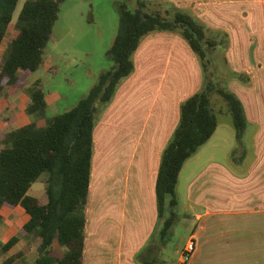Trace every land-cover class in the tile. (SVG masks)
<instances>
[{
  "label": "crops",
  "instance_id": "0c3cea01",
  "mask_svg": "<svg viewBox=\"0 0 264 264\" xmlns=\"http://www.w3.org/2000/svg\"><path fill=\"white\" fill-rule=\"evenodd\" d=\"M168 1L191 7L212 27L228 31L229 65L250 80L247 84L230 82V90L243 104L244 131L250 130L248 150L238 140L239 153L227 152L226 161L200 159L202 145L179 172L177 184L186 163L194 161L185 176L182 205L191 211L188 215L194 225L187 239L195 238L196 249L186 264H264V0ZM220 2L232 5L233 14L240 18L246 50L238 51L234 44V24L216 22L219 8L216 12L211 8ZM133 61L134 71L122 81L93 129L82 264H137L134 256L147 243L157 222L155 183L162 150L178 123L180 103L201 85L196 55L174 32L147 34ZM18 74L22 80L14 91L0 90V124L5 111L11 109V97L29 72L20 70ZM27 99L22 112L4 117L10 124L20 123L1 131L0 147L7 131L33 120L26 112L29 95ZM45 99L48 106L47 93ZM218 127L219 122L215 131ZM37 198L45 203V190ZM28 219L20 205L0 208V255H4L0 264H33L40 239L34 232L22 231ZM12 236H17V241L4 250L2 245ZM181 249H177L175 260L164 255L165 262H177Z\"/></svg>",
  "mask_w": 264,
  "mask_h": 264
},
{
  "label": "trees",
  "instance_id": "16d2710c",
  "mask_svg": "<svg viewBox=\"0 0 264 264\" xmlns=\"http://www.w3.org/2000/svg\"><path fill=\"white\" fill-rule=\"evenodd\" d=\"M18 1L0 0V46ZM63 1L24 0L15 22L16 34L1 55L0 90L14 91L22 80L20 70L31 73L40 67ZM136 4L134 8L125 2L119 4L117 32L106 51L113 64L99 73L85 96L51 116L44 126L32 120L4 135L0 147V208L20 205L29 215L21 229L34 232L40 239L33 264H82L93 129L117 88L134 71V52L147 34L170 31L181 36L198 59L202 80L200 88L180 103L178 123L162 150L155 183L157 222L147 243L134 256L137 264H167L163 249L172 226L181 217L175 191L178 175L185 160L217 127L215 94L225 103L219 112L231 116L236 136L239 141L242 138L246 127L243 104L226 84L230 80L247 84L250 80L229 66L228 33L209 26L188 7L160 0H136ZM29 97L26 112L45 114V92L38 83ZM43 173L45 203L28 193ZM17 239L12 236L2 248L8 249Z\"/></svg>",
  "mask_w": 264,
  "mask_h": 264
},
{
  "label": "rangeland",
  "instance_id": "374dc122",
  "mask_svg": "<svg viewBox=\"0 0 264 264\" xmlns=\"http://www.w3.org/2000/svg\"><path fill=\"white\" fill-rule=\"evenodd\" d=\"M160 1L174 3L168 0ZM23 2L24 0H19L13 12L12 22L9 24L0 47V60L6 42L15 35V22L17 21V16ZM123 2L127 3L130 8H134L137 5L136 0H64L60 3L59 16L54 24L51 38L46 46L43 55V63L36 71L29 73V75L24 74L23 85L10 99L9 105L11 109H7L3 114V122L0 124V133L2 130L4 131L6 126L9 128L20 123L10 124L4 117L7 115L15 116L19 111H23V108L27 104L29 91L35 83L42 85L50 101L45 114L30 115L31 119L37 121L41 125L47 124L53 114L69 109L78 99L87 94L91 86L97 80L99 73L110 68L113 64L112 59L106 54V51L110 47L117 32L119 4ZM176 5L184 7L179 4ZM231 7L232 5L230 4L220 2V4H217V7L213 9L210 8L214 12L219 8L216 19L217 23L234 24L236 26L232 32L233 41L235 46H238V51H243L246 49L243 45L244 38L240 35V18L233 14V11L230 9ZM189 8L192 9L191 7ZM203 21L206 22L205 20ZM216 29L226 31L222 28ZM253 30L256 31V29ZM226 32L230 39L231 34L228 31ZM237 41L241 42L237 43ZM228 49L226 50V54ZM222 73L223 71L220 70L219 74ZM230 82L231 80L226 84L229 89ZM56 95L59 97L58 99H54ZM1 98H3L2 94H0V99ZM213 103L219 127L206 143L203 144L204 148L197 157L200 159L212 157L226 161L225 155L227 152H232L234 155L239 153V141L235 137L236 128L231 116L227 113L219 112V109L225 108V103L222 101L221 97L215 94ZM11 120H13V118ZM241 140L247 151V148H249L248 144L251 142L250 130L243 132ZM247 155L248 152H246V156ZM250 158V156H247V159ZM188 163H186V168L182 173L180 182L176 184V196L180 203L177 210L181 217L179 216L172 226L167 245L163 249V254L166 255L167 260H175L177 258V249L184 246L194 225L190 215H187V213H191V211H189L190 209H186L182 205L184 200L185 179L188 177V171H192L191 167L194 161L189 160ZM45 177L46 174L43 173L39 179L32 184L30 189L31 194L37 197L42 196ZM3 257V254L2 256L0 255V263Z\"/></svg>",
  "mask_w": 264,
  "mask_h": 264
},
{
  "label": "built area",
  "instance_id": "2783aa9c",
  "mask_svg": "<svg viewBox=\"0 0 264 264\" xmlns=\"http://www.w3.org/2000/svg\"><path fill=\"white\" fill-rule=\"evenodd\" d=\"M196 249V241L193 236H190L184 246L181 249L180 253V259L177 262L173 263H167V264H186L189 259L192 257L193 253L195 252Z\"/></svg>",
  "mask_w": 264,
  "mask_h": 264
}]
</instances>
